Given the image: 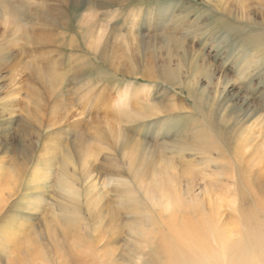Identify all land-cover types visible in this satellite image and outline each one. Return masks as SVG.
<instances>
[{
	"label": "rangeland",
	"instance_id": "obj_1",
	"mask_svg": "<svg viewBox=\"0 0 264 264\" xmlns=\"http://www.w3.org/2000/svg\"><path fill=\"white\" fill-rule=\"evenodd\" d=\"M165 175L264 196V0H0V264L139 263Z\"/></svg>",
	"mask_w": 264,
	"mask_h": 264
},
{
	"label": "bare ground",
	"instance_id": "obj_2",
	"mask_svg": "<svg viewBox=\"0 0 264 264\" xmlns=\"http://www.w3.org/2000/svg\"><path fill=\"white\" fill-rule=\"evenodd\" d=\"M170 73L171 71L167 77L174 78ZM142 90H144L143 86ZM137 94V92L134 95L131 94L133 96L131 103L139 100ZM123 95L124 97L121 98ZM126 95L127 91L120 94L119 103L121 108L127 109L130 107L127 103L129 98L125 99ZM95 99L97 100L94 102L85 99L84 107L87 104L90 106L91 103V107L97 108L103 103L101 95H97ZM128 112L123 109L119 110V114L124 115L125 118L131 116L132 112L129 109ZM93 128L94 131L89 135L90 138L101 143L105 136L101 129L102 126L99 124ZM105 131L109 132V136H116L109 127L105 128ZM244 146L246 147V145ZM87 151L92 152L89 147H86L85 154ZM158 178L155 193L153 196H149V200L161 216H166V220L163 225H160V228L149 230L148 235H145L144 229H140V239L151 251L147 258L138 257L139 263L134 262L133 264H264L263 195L255 200L254 206L245 208L240 207V202L235 197L239 192L236 193V189H233L226 191L225 195L215 198V203L206 205L203 201L202 204L192 199L187 200L179 191L176 178L173 175L159 176ZM248 178H244V180L248 182ZM63 183L68 184V180L63 179ZM245 188L248 187L245 186ZM256 188L262 191L260 185ZM147 192L150 194L152 191L148 189ZM233 193L234 196L229 198L228 195ZM222 207H229L238 213L240 225L236 228L237 235L232 234L234 229H230L227 224L222 223ZM149 222L153 223V219L149 218ZM239 233L240 235H238Z\"/></svg>",
	"mask_w": 264,
	"mask_h": 264
}]
</instances>
